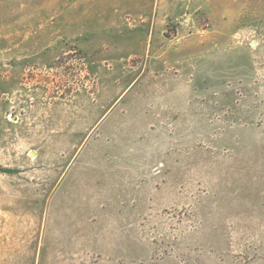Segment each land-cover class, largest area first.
<instances>
[{
	"label": "rangeland",
	"instance_id": "1",
	"mask_svg": "<svg viewBox=\"0 0 264 264\" xmlns=\"http://www.w3.org/2000/svg\"><path fill=\"white\" fill-rule=\"evenodd\" d=\"M0 264H264V0H0Z\"/></svg>",
	"mask_w": 264,
	"mask_h": 264
}]
</instances>
